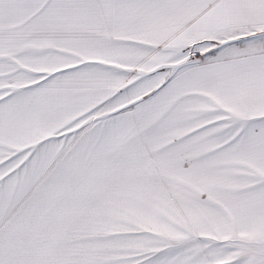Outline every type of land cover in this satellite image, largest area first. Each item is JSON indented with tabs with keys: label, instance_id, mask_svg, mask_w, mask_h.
I'll list each match as a JSON object with an SVG mask.
<instances>
[{
	"label": "snow or ice",
	"instance_id": "6c2138e0",
	"mask_svg": "<svg viewBox=\"0 0 264 264\" xmlns=\"http://www.w3.org/2000/svg\"><path fill=\"white\" fill-rule=\"evenodd\" d=\"M0 264H264V0H0Z\"/></svg>",
	"mask_w": 264,
	"mask_h": 264
}]
</instances>
